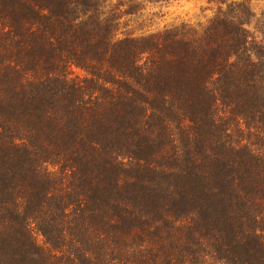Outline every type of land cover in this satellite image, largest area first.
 Instances as JSON below:
<instances>
[{
  "label": "trees",
  "instance_id": "trees-1",
  "mask_svg": "<svg viewBox=\"0 0 264 264\" xmlns=\"http://www.w3.org/2000/svg\"><path fill=\"white\" fill-rule=\"evenodd\" d=\"M103 2L0 0V264H264V18Z\"/></svg>",
  "mask_w": 264,
  "mask_h": 264
},
{
  "label": "rangeland",
  "instance_id": "rangeland-1",
  "mask_svg": "<svg viewBox=\"0 0 264 264\" xmlns=\"http://www.w3.org/2000/svg\"><path fill=\"white\" fill-rule=\"evenodd\" d=\"M244 1L256 15L250 25L253 28L257 19L264 18V0H104L101 12L104 18L113 19L117 37L139 36L181 23L204 25L220 10ZM36 237L44 243L42 235Z\"/></svg>",
  "mask_w": 264,
  "mask_h": 264
}]
</instances>
